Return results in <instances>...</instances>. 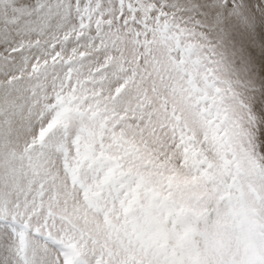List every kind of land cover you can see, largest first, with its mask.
<instances>
[{
    "label": "snow or ice",
    "instance_id": "6c2138e0",
    "mask_svg": "<svg viewBox=\"0 0 264 264\" xmlns=\"http://www.w3.org/2000/svg\"><path fill=\"white\" fill-rule=\"evenodd\" d=\"M0 264H264V0H0Z\"/></svg>",
    "mask_w": 264,
    "mask_h": 264
}]
</instances>
